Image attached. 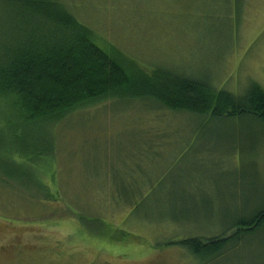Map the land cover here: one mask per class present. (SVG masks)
I'll return each instance as SVG.
<instances>
[{
	"label": "rangeland",
	"instance_id": "374dc122",
	"mask_svg": "<svg viewBox=\"0 0 264 264\" xmlns=\"http://www.w3.org/2000/svg\"><path fill=\"white\" fill-rule=\"evenodd\" d=\"M64 2L102 49L148 72L264 89V0ZM146 112L106 102L26 131L55 140L56 157L38 166L43 187L0 184V264H199L168 244L218 237L264 204L256 125ZM212 264H264V231Z\"/></svg>",
	"mask_w": 264,
	"mask_h": 264
},
{
	"label": "trees",
	"instance_id": "16d2710c",
	"mask_svg": "<svg viewBox=\"0 0 264 264\" xmlns=\"http://www.w3.org/2000/svg\"><path fill=\"white\" fill-rule=\"evenodd\" d=\"M70 11L64 0H0L1 187L18 195L19 187L44 185L38 166L54 160L57 142L37 135L28 143L27 130L43 133L106 102L139 107L155 121L165 113L237 118L264 134L260 85L251 83L244 95L236 96L161 67L148 72L118 48L102 49L96 33ZM259 231H264V204L218 237L168 245L186 250L199 264H212Z\"/></svg>",
	"mask_w": 264,
	"mask_h": 264
}]
</instances>
